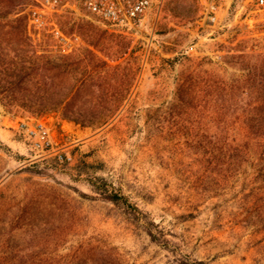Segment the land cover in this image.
Wrapping results in <instances>:
<instances>
[{
  "label": "rangeland",
  "instance_id": "obj_1",
  "mask_svg": "<svg viewBox=\"0 0 264 264\" xmlns=\"http://www.w3.org/2000/svg\"><path fill=\"white\" fill-rule=\"evenodd\" d=\"M37 5L0 0L12 33L0 60L78 55L104 33L128 44L134 85L95 127L35 116L0 89V264H264V131L250 97L264 75V8L152 0L125 33L79 0L37 29Z\"/></svg>",
  "mask_w": 264,
  "mask_h": 264
},
{
  "label": "trees",
  "instance_id": "obj_2",
  "mask_svg": "<svg viewBox=\"0 0 264 264\" xmlns=\"http://www.w3.org/2000/svg\"><path fill=\"white\" fill-rule=\"evenodd\" d=\"M6 18L7 14L0 16V38L12 35L4 31ZM15 22V35L22 36V21L16 18ZM123 39L103 33L91 44L92 50L83 48L78 55L43 56L38 62L27 59L20 66L0 60V89L8 93L2 101L35 116L60 113L63 120L82 127L106 124L122 108L134 85L126 78L128 44ZM250 89L252 118L262 123L264 131V75L253 79ZM20 90L25 92L17 95L15 91ZM106 199L119 203L121 198L110 194Z\"/></svg>",
  "mask_w": 264,
  "mask_h": 264
},
{
  "label": "built area",
  "instance_id": "obj_3",
  "mask_svg": "<svg viewBox=\"0 0 264 264\" xmlns=\"http://www.w3.org/2000/svg\"><path fill=\"white\" fill-rule=\"evenodd\" d=\"M151 1L79 0L90 15L103 24L125 33L138 30L142 26L151 7ZM67 2L68 0H38L37 6L28 9L29 22L37 29H44L47 26L48 14L56 11ZM248 2L252 8H264V0H248ZM206 16L212 23H217L219 16L214 5L210 4ZM56 36L60 41L66 42V39L58 32H56ZM62 51L66 52L65 50Z\"/></svg>",
  "mask_w": 264,
  "mask_h": 264
}]
</instances>
